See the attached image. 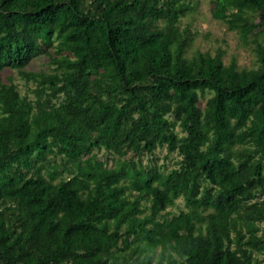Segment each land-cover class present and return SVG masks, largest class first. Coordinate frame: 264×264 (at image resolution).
I'll list each match as a JSON object with an SVG mask.
<instances>
[{"label":"trees","instance_id":"1","mask_svg":"<svg viewBox=\"0 0 264 264\" xmlns=\"http://www.w3.org/2000/svg\"><path fill=\"white\" fill-rule=\"evenodd\" d=\"M191 1L0 0V264L264 262V0L212 2L252 69Z\"/></svg>","mask_w":264,"mask_h":264},{"label":"rangeland","instance_id":"2","mask_svg":"<svg viewBox=\"0 0 264 264\" xmlns=\"http://www.w3.org/2000/svg\"><path fill=\"white\" fill-rule=\"evenodd\" d=\"M213 0H193L191 3L194 6V11L180 20L179 28L181 30L191 28L194 33L193 44L190 51L187 53L188 57H192L196 52H208L216 54L218 50H224V60L226 64L231 62L232 57L237 59L238 66L240 69H252L257 67V60L254 51L244 46L240 40L239 35L235 32L228 30L227 25L222 21L215 20L212 17ZM50 66L45 57H39L32 61L27 67L28 71L32 72H47L50 73ZM8 77H11L15 84L18 85L21 94H27L33 97L32 90L36 87L33 82L27 83L22 80L19 74L15 71H7L1 76L3 82H8ZM210 94V93H208ZM206 96L201 100V107H204L207 99L210 95ZM182 123L178 128V131H182ZM106 152L102 151L99 153L100 158H106ZM157 155L160 157V164L165 165L167 169L173 167L174 160L178 159L177 154L171 155L168 159L166 158V149H158ZM113 163L110 161L109 164ZM184 201L178 200L174 207H171L169 211L172 214H178L179 209L184 208ZM262 260V259H260ZM262 264L264 262L262 261Z\"/></svg>","mask_w":264,"mask_h":264}]
</instances>
